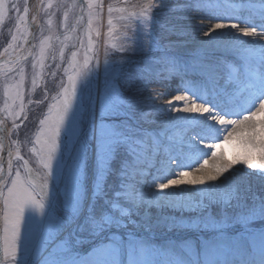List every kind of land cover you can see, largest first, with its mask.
Returning <instances> with one entry per match:
<instances>
[{
  "label": "rangeland",
  "instance_id": "374dc122",
  "mask_svg": "<svg viewBox=\"0 0 264 264\" xmlns=\"http://www.w3.org/2000/svg\"><path fill=\"white\" fill-rule=\"evenodd\" d=\"M184 2L185 0H152L156 5L145 12L149 0H38V14L33 20L36 25L32 37L33 47L22 60L12 59L0 63L1 120L4 125H8L9 130L14 122L19 126L16 135L7 134L12 150L18 154L0 181V264H5V228H9L10 236L11 225L15 220L8 189L13 187L15 181L17 193L21 185L28 188L31 197L24 213L29 219L34 217L38 209L32 200L43 199L27 176L26 166L30 165L43 183L45 174L48 173L49 195L53 204L58 205L62 201L63 170L66 172L67 165L75 154L74 127L77 118L80 119L83 138L87 141L82 163L81 200L78 215L65 214L64 229V236L71 241L75 254L85 255L96 242L97 238L90 230L89 215L95 211L99 216L102 208L107 207V201L120 190L123 180L120 171L128 158V153L121 148L112 163L111 175L107 177V196L103 200L98 199L95 191V143L103 122L116 128L130 129L133 135L144 138L152 148L158 150L149 173L144 178L137 177V182L142 181L141 186L154 197L172 204L203 201L208 205L195 209L132 206L131 220L136 223H128L127 229L120 231L125 234L131 232L135 236L147 251L144 258L149 264H164L170 254L176 256L177 264H264V240L260 236L262 229L258 226H246L244 232L235 235L240 230L239 222L242 218H264V149L255 145L234 146V158L237 162L231 170L223 173L215 182L201 183L197 179L201 172L215 171L218 163L221 167L230 163L224 160L225 153L226 158L231 156V148L224 143L221 130L206 124L195 126L193 118L181 116L186 117L183 121L193 128V137L201 140L209 136L208 145H219L207 155L210 160L205 163L199 159L202 158L201 155H190L189 150L184 149L182 138L178 135L183 134L187 127L176 129L170 126L159 129L146 123L153 119L158 108L156 93L151 87L147 88L154 79L151 73L144 74L149 69L148 65L153 67L156 76L163 75V80L168 76L175 79L178 72H182L184 78L188 72L202 75L205 81L203 85L197 87L191 81L188 83L190 90L197 95L193 97V103L210 105L211 108L219 106L224 111L233 110L235 114H239L242 108L250 107L253 101L258 103L257 100L264 96L262 46H227L216 50L212 43L204 42L203 45L197 44L190 49L188 45L183 47L172 42V36L164 35L168 28L165 27L168 21L167 11L184 5ZM28 3V0H0V59L3 56L10 59L13 54L22 51L28 38L32 36L27 20ZM238 4L251 15L262 16L260 20L264 22V0H239ZM224 7V15H232L230 21H235L242 15L241 11L233 10L228 4ZM109 8L112 9L111 12ZM109 19L112 21L111 25L108 24ZM261 21L258 23L262 25ZM145 24L148 25L147 29ZM62 30L65 32L60 35ZM89 39L92 41L91 45L88 44ZM145 39H151L159 46L144 50ZM42 41H46V44L45 58L41 62ZM121 45H125L124 52L119 51ZM202 49L205 50L203 56ZM105 50L112 57L108 66L103 63ZM189 50H196L207 65L195 64ZM73 53L76 55L73 56ZM85 57L88 59V71L84 67ZM119 57H124L122 66L117 62ZM166 58L172 59L171 65ZM153 59L161 62L154 63ZM211 64L219 67L213 69ZM170 66L177 69L171 75L167 71ZM118 68L120 73L115 79L114 73ZM68 76H72L76 83L77 95L72 111L66 114V125L59 135L60 152L54 162V174H51L43 166L48 134L42 131L47 125L44 126L41 121H47L55 112H59L65 101L64 87H69V92L71 91ZM109 82H117L131 102L132 106L123 114L101 116V97ZM191 91L181 94L187 93L189 98L193 96ZM148 95L153 98L137 101L140 96L147 98ZM177 113L176 110L170 111L172 117H177ZM251 117L263 119L264 111L261 113L257 110ZM190 147L189 149H195L198 145L191 143ZM166 153L168 156L177 154L182 162H166ZM195 168L200 171L192 172ZM2 170L0 168V173ZM183 172L190 175L182 176ZM169 179H176L179 183L169 185L164 190L155 188L157 183H166ZM209 192L227 193L231 201L228 204H210L206 197ZM127 206L121 203V207ZM214 225H220L221 228L217 229ZM21 230L23 231V225ZM248 233L253 235L249 236ZM249 240H254L251 252L246 250L244 243ZM185 249H191L190 256L180 255ZM59 264H64V261L61 260Z\"/></svg>",
  "mask_w": 264,
  "mask_h": 264
},
{
  "label": "snow or ice",
  "instance_id": "6c2138e0",
  "mask_svg": "<svg viewBox=\"0 0 264 264\" xmlns=\"http://www.w3.org/2000/svg\"><path fill=\"white\" fill-rule=\"evenodd\" d=\"M155 5L152 3V0H149L145 12L148 9H153ZM89 8H91V4H89ZM111 10L109 8V12ZM108 24H112L111 19H109ZM229 26L234 29L238 28L244 35L256 34L255 28L240 27L236 23H226L224 21H216L214 24H211V28L203 34L208 35L216 29H224ZM145 28H148L147 24H145ZM109 33H111V27L109 28ZM97 34L99 35V33ZM91 43L92 41L89 39L88 44L91 45ZM45 44L46 41L41 42V62L45 58ZM158 46L151 39H145L143 48L144 50H149ZM119 51L124 52L125 45H121ZM204 51V49L201 50L202 56L204 55ZM75 55L73 53V56ZM166 59L171 65L173 62L172 59ZM111 61L112 57L105 50L104 65L108 66ZM117 62L122 66L125 62L124 57H119ZM84 67L87 68V71L89 70L87 57H85ZM167 71L171 75L177 69L170 66ZM119 73L120 68L116 69L114 73L115 79H117ZM22 79L23 74H21ZM68 81L70 82L69 86L71 91L69 92V87H64L63 93L65 101L59 112H55V115H52L47 121H41L44 126L47 125L42 131L48 134V140L45 143L46 159L43 162V166L51 174H54V162L60 152L59 135L66 125V114L72 111L73 102L77 95V86L73 77L68 76ZM160 95V93H156V96ZM187 96V93L174 96L169 103H172L173 100L184 102ZM131 106V102L125 97L124 91L120 89L117 82H109L106 84L105 91L101 97V116L114 113L123 114ZM197 108L200 109L201 113H207L211 110V106L206 104H185L182 110L192 113ZM176 111H181V109H176ZM212 119L219 120L223 124L226 117L214 116ZM229 123L235 125L224 138V143L228 144L231 148V156L226 158L225 153L224 160L230 163L223 167L218 163L215 171L201 172L197 177L201 183H205V181L215 182L219 180L223 173L231 170V167L237 162L234 158V146L255 145L257 148L264 149V123L257 125L255 122L248 121L247 117L242 120H231ZM2 129L3 125L0 124V143H3L5 138ZM18 130L19 126L14 122L13 127L9 130V136L16 135ZM74 141L75 154L71 159V163L67 165L66 172L63 170V199L58 205L44 200H32V203L37 206L38 211L34 217L29 219L24 213L25 206L29 204L31 197L28 188L21 185L19 193H17V182L15 181L13 187L8 189L9 199L13 202L15 220L11 225L10 236L8 235L9 228H5L6 235L4 237L3 247L5 264H59L61 260L64 261V264H149L144 258L148 253L142 247V244L136 240L135 236L131 232L125 234L120 231L121 229H127L128 223H136V221L131 220L132 206L139 207L146 205L149 208L155 207L158 209L166 206L191 209L208 206L203 201L177 202L172 204L171 202H165L154 197L150 191L141 186L142 181L140 183L137 182V177L144 178L149 173L158 150L152 148L144 138L133 135L130 129L124 130L101 122L98 139L95 143L97 165L95 191L98 199L103 200L107 196V177L111 175L112 163L121 148L125 149L128 153V158L120 171V175L123 177L120 190L116 191L114 196L107 201V207L102 208L99 216H97L95 211L90 213V230L97 239L90 251L83 256H79L73 252L71 241L64 236L65 214L78 215L81 200L82 163L86 155L87 141L83 138L80 119L78 118L74 127ZM209 147L218 148L219 145L212 144ZM197 171L199 172L200 170L198 169ZM47 175L48 173L45 174L46 179L42 186V195L44 197L49 195ZM181 175L189 176L190 173L183 172ZM189 182L194 183L195 181ZM177 183H179L178 180L169 179L166 183H157L155 188L164 190L169 185ZM206 197L210 204L218 202L228 204L231 201V197L224 192H209L206 194ZM121 203L127 204L128 206L121 207ZM21 225H23V231L21 230ZM195 226L193 225V227ZM246 226L260 227L262 229L260 236L264 240V218L260 220L242 218L239 222L240 230L235 235H240L244 232ZM26 227L27 242L25 243ZM214 227L217 229L221 228L220 225H214ZM248 235L252 236L253 234L248 233ZM244 243L246 250L251 252L253 250L254 240L245 241ZM180 255L190 256L191 249L183 250ZM164 264H177L176 256L174 254L168 255Z\"/></svg>",
  "mask_w": 264,
  "mask_h": 264
},
{
  "label": "bare ground",
  "instance_id": "6f19581e",
  "mask_svg": "<svg viewBox=\"0 0 264 264\" xmlns=\"http://www.w3.org/2000/svg\"><path fill=\"white\" fill-rule=\"evenodd\" d=\"M28 1L29 3L27 7V20L29 21L30 31H32V33H35L34 30L36 25L33 20L38 14V0ZM238 1L239 0H209V2H207L205 0V2H202L200 0H185L184 5H181L179 7L175 6L174 8H170L167 11L168 21L166 22L165 27L168 28L165 29L166 31L164 35L172 36V42H177L183 47H186L188 45V48L190 49H193L195 46H197V44L203 45L204 42H210L216 50H218V48L220 47L225 48L227 46H233L234 48H248L254 47V45H256V47L262 46V51L264 53V22L260 20L262 19V16L256 17L255 15H251V13L243 10L239 6ZM225 4L230 5L233 10L241 11L242 15L239 16V18L235 21H230V19H232V15L229 14L225 16L223 12V9H225ZM229 13H232V11ZM216 21L236 23L240 27L255 28L254 26H257L258 28H255V35H244L239 31L238 28L234 29L230 26L224 29H216L215 31L210 32L208 35H204L203 33L208 31V29L211 28V24H214ZM259 21L262 22V25L258 23ZM33 45V38L29 37L27 40L26 47L23 48L22 51L13 54L12 58L8 60H22L29 53L28 51L33 47ZM196 50H198V48ZM196 50H189V54H191V56L193 57V61L195 62V64L201 63L207 65L205 62L202 61L200 54H198ZM152 62L160 63L161 61L153 59ZM211 66L213 67V69L219 67V65L217 66L214 64H211ZM148 67L149 69L144 74L151 73L152 77L154 76V79L149 85H147V88L149 86L151 87V89H153L155 93H160L161 95L156 96L155 102L158 108L156 109V113L153 115V119L146 121V123H151L154 125V127L159 129L160 127L167 129L170 128V126H173L176 129H184L183 127H187L185 129L186 131L183 134L178 135V137L182 138L181 141L183 143V147L184 149L189 150L190 155H201L200 157L202 158H199L201 162L210 160L207 155L211 154L212 150H214L213 148L215 147H209V145L207 144L210 141L209 136L203 137L201 140L193 137V128L187 126L185 121L183 120H186L187 118L190 119L191 117L193 118V125L195 126H201L203 124H206L208 127H217L221 130V135L223 136V138L227 136L228 132L231 131L232 127H235V125H231L229 123V121L231 120H242L247 117L248 121L255 122L257 125L262 123V121L264 122V118L259 119L258 117H251V114L253 113V115H255L257 110L259 112L261 111V113L264 111V96H262L261 99L257 100L258 103H255L253 101L250 107L242 108L239 114H235L233 110L224 111L223 109L219 108V106H212L211 110L207 113H201L200 109L198 108L194 109L192 113L185 112L182 110L185 107V104H197L193 103L195 100L193 99V97H196L197 95H195V93L190 90L191 86L188 83L191 81L197 87H199V85H203L205 81L202 75L197 73L195 74L194 72H188L185 74L186 78H184L182 72H178L175 75V79L168 76L166 79L163 80V75L156 76L155 71H153V67L150 65H148ZM184 91H191V95L193 96L189 98L187 97L184 102L173 100L172 103H169L172 97L181 95V92ZM138 93L140 94V92ZM148 98L153 97L149 95L147 96V98L146 96H140L137 101L143 102L144 99ZM176 109H181V111H178L176 115L177 117H172L170 111H175ZM181 116H186L187 118H182ZM214 116H224L226 117V119L223 121V124H221L219 120L212 119V117ZM0 124L3 125L2 130L5 136L3 143H0V168L6 171L9 165L12 163L15 155L18 154V152H14L12 150V147L10 146V142L7 136L9 131L8 125H4L1 118ZM191 143H194V145H198V147H195V149H189L191 148ZM167 154L168 153H166V162H171L172 160L182 162L181 158L178 157L177 154L171 156H168ZM194 170H197V168L192 169V172ZM26 171L30 183L36 188L37 192L40 194V196H42L43 200L46 202L53 203L51 195H48L47 197H44L42 195V186L44 183L40 180V176L37 175L35 170L30 165H28L26 167ZM175 172L177 173V170Z\"/></svg>",
  "mask_w": 264,
  "mask_h": 264
},
{
  "label": "water",
  "instance_id": "95a60500",
  "mask_svg": "<svg viewBox=\"0 0 264 264\" xmlns=\"http://www.w3.org/2000/svg\"><path fill=\"white\" fill-rule=\"evenodd\" d=\"M33 35H34V32L32 33L31 37H33ZM3 59H6V57H3ZM0 118H1V115H0ZM4 174H5V170H3L2 173H1V176H0L1 179L3 178ZM0 254H1V249H0Z\"/></svg>",
  "mask_w": 264,
  "mask_h": 264
}]
</instances>
